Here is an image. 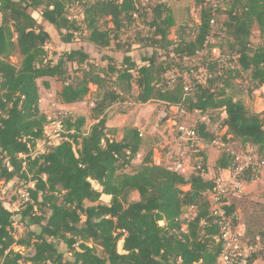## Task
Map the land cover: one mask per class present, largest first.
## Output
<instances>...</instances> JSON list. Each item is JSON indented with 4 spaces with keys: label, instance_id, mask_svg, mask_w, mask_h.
Segmentation results:
<instances>
[{
    "label": "trees",
    "instance_id": "obj_1",
    "mask_svg": "<svg viewBox=\"0 0 264 264\" xmlns=\"http://www.w3.org/2000/svg\"><path fill=\"white\" fill-rule=\"evenodd\" d=\"M189 1L201 6L192 35L189 24L178 23L171 7L158 4L149 23L152 35L142 40L153 53L141 58L142 65L126 53L119 67L98 71L80 49L65 50L54 61L49 58L45 46L51 38L42 21L57 31L64 45H71L81 40V32L77 21L68 19L67 9L84 3L85 41L108 48L120 29L135 20L133 14L140 11L135 0H0V187L15 178L32 184L30 200L18 212H10L0 201V264L215 263L222 243L208 210L207 192L214 179L204 178L205 152L192 156L188 176L154 164L152 151L132 172H125L141 149V136L136 128L126 127L116 141L109 137L114 131L107 128L105 118V111L121 102L124 94L131 95L134 86V103L156 101L166 111L177 108L206 118L207 122L194 126L206 145L214 140L208 130L210 114L224 113L221 126L227 134L242 148L252 149L246 151L248 155L264 159V110L252 112L227 94L230 81L240 73H248L250 92L264 88V0H222L216 7L207 0ZM219 14L226 17V46L228 57L238 63L235 71L224 69L219 61L223 54L216 58L208 48L212 23ZM254 26L263 40L255 48L250 41ZM172 27H176L174 40L168 39ZM206 48L201 56L206 78L194 80L190 74L198 68L187 63ZM158 50L166 60H161ZM14 54L21 57L19 66L8 61ZM67 63L77 66L74 76ZM171 71L176 77L169 86L166 74ZM44 77L53 80L62 105L82 102L89 85L101 94L92 109L96 122L86 133L84 117L67 116L62 141L33 153L36 142L45 139L48 123L39 107L37 80ZM109 82L115 89H109ZM42 85L50 88L48 81ZM231 160L220 153L214 171L228 170ZM250 174L245 172L241 179L250 182L257 177ZM133 192L138 199L132 201ZM102 195L110 197L107 204L100 202ZM235 210L233 204L227 207L229 213ZM14 217L23 225L19 237L14 235ZM14 247L32 253L25 255Z\"/></svg>",
    "mask_w": 264,
    "mask_h": 264
},
{
    "label": "rangeland",
    "instance_id": "obj_2",
    "mask_svg": "<svg viewBox=\"0 0 264 264\" xmlns=\"http://www.w3.org/2000/svg\"><path fill=\"white\" fill-rule=\"evenodd\" d=\"M137 3V7L140 8L141 15L137 17L135 20L121 28L120 31L117 33V36L113 38L110 42V46L108 48H97L92 44L85 41V37L87 32L85 31V24L83 23L84 17V3H74L70 5L67 9V16L70 20H76L78 26L80 27V39L71 45H64L60 39L57 31L49 24L44 23L42 24L45 30L50 35V42L45 46L47 51V55L53 61L57 60L58 56H61L65 50H69L71 48L80 49L86 52L89 55V65H92L95 70H103L106 71L108 66L112 67H119L122 63V59L124 55L127 53L134 62L138 65H142L141 58L147 55H151L153 53V49L151 47L143 46L142 40L149 38L152 35L151 28L149 27V23L153 17V8L158 4H165L167 7H171L174 11L175 18L178 23H188L190 32L189 34L195 31L196 25L199 24V11L201 6L194 5L192 1L189 0H135ZM213 7L216 5H222V0H207ZM32 15L39 19V15L37 12H33ZM226 20L224 14H219L215 16V20L212 23V29L210 35L208 37L207 43L208 48L211 49V55L216 57L217 54L222 53L224 56V60L222 63V67L224 69H229V71L238 70L239 66L235 58L228 57V50L226 46V37L224 32L223 22ZM108 28H112L111 23L107 24ZM176 27H172L169 30L168 39L174 40ZM251 46L253 48L258 47L262 44L263 40L259 36V31L256 26L253 27L251 33ZM206 50L199 53V55L193 57L187 63L188 66L191 68L196 66L198 69L191 71V76L194 80L204 81L206 78L204 64L202 63L201 59L203 55H206ZM215 49V50H213ZM215 51V52H213ZM56 53V56L53 54ZM159 56L161 60H166L165 53L163 51L158 50ZM9 63L14 66H19L21 62V57L18 54H14L8 59ZM67 70L70 76L75 75V69L77 66L75 64L67 63L66 64ZM173 71L167 73V75H171ZM227 75V74H226ZM114 79V78H113ZM112 79V80H113ZM42 81H48L50 84L49 89H45L42 85ZM37 84L39 86V95L40 100L39 102L40 111L47 116V119L50 118V122L45 125L44 128V137L45 139L41 141H37L35 147L33 148V153H38L41 150L46 149L47 145L57 144L63 139V135L65 131L62 129V123L66 117H61L57 113V103L58 98L54 92V82L48 77H44L37 80ZM89 94L85 97L82 102L76 103L75 106L68 107L67 110H63L62 112H66L67 116H71L72 118L77 117H84L85 118V125L82 128L83 132H87L89 127L94 124L96 121L94 120L92 109L94 107L95 100L98 98V95L101 92L97 91L96 87L93 85H89ZM250 83H249V75L248 73H240L239 76L232 79L230 81V87L227 89V94L231 96L234 100L241 101L246 107L255 113L261 112L264 110V90L258 89L253 92H250ZM115 89L114 87L110 86L109 82V89ZM137 90L133 86L131 95H123V100L116 104H113L110 110H113L111 114L114 117L115 125L120 128L121 126L128 127L129 125L133 124L138 126L141 129L143 134V141H144V148L143 151L140 152V158L137 157L134 159L133 164L131 167L126 168L125 172H132L133 168L139 165L143 156L149 151H152V159L153 163L156 165H162L160 162L159 155H165L164 151L165 148H169L168 151L172 150L170 145L167 144L169 140H172L173 143H177L180 145V148H184L182 144L177 140L178 131L180 128H189L194 127L196 123L202 121L204 117L199 116L198 113L192 114H182L180 111H175L173 109H169L163 112L164 108L162 105H159L156 101L148 102L144 105H140L134 103L133 98L136 96ZM164 113V114H163ZM220 113V112H219ZM225 117L224 113H220L219 115L216 112L210 114V123L208 126V130L213 135L214 139L219 142V145H213V147H209L214 153V158H210V160H215L216 155L219 153H226V149H231L234 152H242L246 153V151H252L250 148H242L238 140L233 139L229 134H227V130L225 127L221 126V121ZM206 119V118H205ZM169 120L174 122H169ZM107 122V121H106ZM60 128V129H59ZM117 129V128H116ZM142 132V133H143ZM140 133V132H139ZM145 133L149 134V138L146 139ZM120 133L116 132V136L119 137ZM110 138L111 135H109ZM151 137V138H150ZM149 139V140H148ZM151 139H155V147L150 146ZM210 144V145H211ZM220 144H223L224 147H221ZM168 145V146H166ZM166 146V147H165ZM179 147V146H178ZM200 147V144H199ZM153 149V150H152ZM157 150V151H156ZM206 150V151H207ZM210 150V151H211ZM159 153V154H157ZM227 154V153H226ZM193 152L191 149L186 150L183 156L184 165L192 167V156ZM213 155V154H211ZM210 155V157H211ZM171 158V157H170ZM180 157L178 156L177 159H168V162H164L169 169L172 170L173 164L177 161ZM211 162V161H210ZM209 162V163H210ZM210 167L212 165L210 164ZM185 172L182 175L188 176L190 173L188 167L184 169ZM225 171V170H224ZM224 171L222 175L223 177L227 175ZM212 170H207V174L204 177L212 176ZM256 175H250V177L255 178L250 182H245L243 179V186H244V193L241 198L242 205L241 212L243 216L248 219V223L254 225L256 227H263L264 228V169L259 170L256 172ZM22 184V181L18 179H13L7 185L0 187V201L1 203H5V207L10 212H18L19 207L17 206V190ZM95 188L99 189L97 186L94 185ZM188 189V187L184 188V190ZM138 194L133 192L130 194V200H137ZM110 200L108 196H101L100 202L103 204H107ZM239 201V202H240ZM89 203L85 202L84 206H88ZM192 214V211L187 214L189 216ZM32 229L37 230V228L33 227ZM23 235V229L19 228L16 230V237ZM120 250V246H118ZM15 251H19L22 254H29L32 253V250L22 249L14 247ZM60 250L62 252H66L65 247L61 246ZM66 257H70L68 253H66Z\"/></svg>",
    "mask_w": 264,
    "mask_h": 264
},
{
    "label": "built area",
    "instance_id": "obj_3",
    "mask_svg": "<svg viewBox=\"0 0 264 264\" xmlns=\"http://www.w3.org/2000/svg\"><path fill=\"white\" fill-rule=\"evenodd\" d=\"M139 12L133 14L135 19L139 16ZM219 61L222 62L223 59ZM175 77L176 74L174 72L169 76L166 74V81L169 86L174 83ZM186 90L188 91V88ZM171 109L178 111L177 108ZM57 111L59 116L67 117V113L62 112V109L59 107ZM165 111L164 109L163 112ZM181 113L184 114L182 111ZM50 120V118L47 119L48 122ZM202 121L207 122L205 118ZM139 135L141 136L140 133ZM177 140L186 150L191 149L193 154L200 151L199 143L201 141L198 139L194 127L180 128ZM212 144L219 145V142L214 139ZM220 146L224 147L223 144H220ZM226 153L232 157L230 168L224 171L227 175L214 179L213 188L207 192L208 210L210 216L214 219V223L220 229L219 239L222 243V249L214 264H264V229H253L249 223L241 220L236 210L232 213L227 211L229 205L233 204L236 206L243 196L244 183L241 176L245 172H250V175H253L259 170L264 169V159H256L247 153L234 152L231 149H226ZM126 154L128 155L129 153L127 152ZM20 157L24 158L25 156L20 155ZM179 157L173 164L172 170L184 174V169L187 167L190 169L191 166L184 165L183 155H179ZM199 161L200 159L198 158ZM31 187L32 184L30 182H23L18 188L16 194L19 210L29 202V189ZM185 217L188 218L187 214ZM13 219L15 235L17 229H23V225L18 222L17 217Z\"/></svg>",
    "mask_w": 264,
    "mask_h": 264
},
{
    "label": "crops",
    "instance_id": "obj_4",
    "mask_svg": "<svg viewBox=\"0 0 264 264\" xmlns=\"http://www.w3.org/2000/svg\"><path fill=\"white\" fill-rule=\"evenodd\" d=\"M263 90H264V88H262ZM41 102H42V100H40ZM57 106L60 108V109H63V110H67L68 109V107H72V106H75V104H68V105H62V104H60L59 103V101H58V103H57ZM111 109H112V107H110ZM110 108H108L106 111H105V118H106V126H107V128L108 129H110V130H112V131H114V134L111 136L114 140H116V141H120L121 140V138H122V135H123V129L124 128H126V127H120V128H118L116 125H115V123H114V117H112L111 116V114L113 113V110H110ZM174 110V109H173ZM167 112H169V111H167ZM169 122H174V121H171V120H169ZM128 127H134V128H136L137 130H138V132H140V134H141V139H142V146H141V149H140V151L138 152V154H137V158L139 159L140 158V152H142L143 151V148H144V141H143V134H144V132L141 130V129H139L138 128V126H136V125H133V124H131V125H129ZM117 128V129H116ZM116 132L117 133H120L119 134V137L118 136H116ZM143 132V133H142ZM145 137H146V139L147 138H149V134L148 133H145ZM151 138V137H150ZM149 140V139H148ZM155 139H151L150 140V142H151V145L150 146H153V147H155L157 144H155ZM167 144H169L170 145V148H172V150H170V151H168L169 150V148L167 147V149L165 148V155L163 156V155H159L160 157V160H161V164L164 166V167H166V168H168L166 165H164V162H168V159H177L178 158V156L179 155H183L184 156V154H185V151H186V148H180V145L179 144H177V143H173V141L172 140H169L168 142H167ZM200 144V151H204L205 152V154H206V156H207V169L208 170H212V176H210L209 175V177H204L205 179H216V178H218L219 176H222V175H224L223 174V172L222 171H218V172H216V171H214V166H215V162H216V160L218 159V157H219V155H220V153L219 154H217L216 155V158H215V160L213 159V160H210V158H214V153H211V154H213V155H211V154H209L210 152H213L211 149H208L207 150V148H209V147H213V145L211 144V145H206V144H204L203 142H200L199 143ZM166 146H168V145H166ZM165 146V147H166ZM179 146V147H178ZM153 150V149H152ZM207 150V151H206ZM211 150V151H210ZM149 151H151V150H149ZM157 151V150H156ZM157 154H159V153H157ZM210 155H211V157H210ZM171 157V158H170ZM211 161V162H210ZM210 162V163H209ZM132 164H133V162H132ZM210 164L212 165V167H210ZM169 169V168H168ZM186 176V175H185ZM99 188V187H98ZM97 189V188H96ZM103 196V195H102ZM104 196H106V195H104ZM3 204V203H2ZM242 205V202L240 201L237 205H236V212H237V214H238V216L241 218V220H243L244 222H246V223H248V219H246L244 216H243V213L241 212V206ZM3 207L4 208H6L5 207V203L3 204ZM264 209V208H263ZM250 225H251V223H249ZM251 227L253 228V229H264L263 227H256V226H254V225H251Z\"/></svg>",
    "mask_w": 264,
    "mask_h": 264
}]
</instances>
